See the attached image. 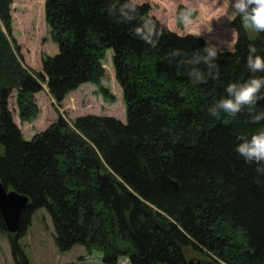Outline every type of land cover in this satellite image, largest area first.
<instances>
[{
    "label": "trees",
    "instance_id": "16d2710c",
    "mask_svg": "<svg viewBox=\"0 0 264 264\" xmlns=\"http://www.w3.org/2000/svg\"><path fill=\"white\" fill-rule=\"evenodd\" d=\"M12 1L0 0V182L29 200L17 234L6 233L0 217L13 263L30 264L19 239L33 211L45 208L59 251L79 244L99 252L103 264L120 258L187 264V252L214 263L264 264V174L235 151L238 136L258 125L247 111L220 119L208 112L229 81L252 75L248 45L264 51V32L250 36L237 16L230 23L234 51L219 49L216 58L220 77L194 83L190 69L207 74V65L191 57L209 42L169 30L147 4H138L136 19L118 23L106 10L112 0H45L58 52L36 72L23 65L10 39ZM151 21L154 32L146 42L134 26ZM108 49L125 122L58 115L24 140L8 108L12 92L20 121L29 122L39 112L35 94L42 83L56 102L85 82L97 83ZM257 103L264 110V99Z\"/></svg>",
    "mask_w": 264,
    "mask_h": 264
},
{
    "label": "rangeland",
    "instance_id": "374dc122",
    "mask_svg": "<svg viewBox=\"0 0 264 264\" xmlns=\"http://www.w3.org/2000/svg\"><path fill=\"white\" fill-rule=\"evenodd\" d=\"M137 2L147 4L150 15L179 35L191 34L201 37L225 51L234 48L236 35L230 27L233 20L229 18L232 12L230 0H137ZM189 3L196 8L194 28L204 30L200 35L186 31L177 21L179 8ZM44 4L45 0H13L10 6L12 35L10 39H13L17 45L23 65L36 72H42L44 58L52 57L58 52V46L53 41L50 28L45 21ZM248 32L250 36L255 34L251 29ZM112 56L113 51L108 49L101 60L103 75L97 83L81 84L77 89L66 94L60 102H56L46 88V84L42 83V90L35 94L39 112L29 122L20 121L15 103L16 91H13L8 99V108L23 139L31 140L35 134L44 131L55 122L58 115L64 116L68 121L79 116L94 114L112 116L125 122L126 107L122 87L115 77ZM19 244L30 264H103L99 252L89 253L79 244L69 250L59 251L54 243L52 220L45 208L33 211L30 224L25 234L20 237ZM187 257L211 261V258L192 252H187ZM0 264H14L7 234L1 231ZM117 264H129V262L127 258H120ZM217 264L225 263L218 261Z\"/></svg>",
    "mask_w": 264,
    "mask_h": 264
},
{
    "label": "clouds",
    "instance_id": "9594fccd",
    "mask_svg": "<svg viewBox=\"0 0 264 264\" xmlns=\"http://www.w3.org/2000/svg\"><path fill=\"white\" fill-rule=\"evenodd\" d=\"M232 12L230 19L240 17L245 28L255 32H264V0H230ZM108 14L115 18L118 23L130 22L137 18V0H112L107 3ZM143 18L144 14L139 13ZM196 8L189 3L179 8L177 21L182 24L186 31L200 35L204 31L202 28L196 29L195 25ZM155 21L145 22L134 26V33L146 42L152 40ZM146 29V30H145ZM154 43V41H153ZM179 50H174L176 54ZM234 51V49H233ZM218 45L207 43L202 51L193 53L191 63L198 64L203 61L207 65V74L201 68L193 67L190 75L194 77L193 82H207L208 76L213 79L220 77L218 57ZM246 67L252 74L244 81H229L225 88V95H222L209 108L208 112L217 119L224 117L235 118L241 111L250 114V120L258 127L250 135L241 133L238 136L240 141L235 145V151L248 163L255 164L258 174H264V110H257L258 100L264 99V51L255 43L248 45L246 57ZM259 183V181L257 180Z\"/></svg>",
    "mask_w": 264,
    "mask_h": 264
},
{
    "label": "water",
    "instance_id": "95a60500",
    "mask_svg": "<svg viewBox=\"0 0 264 264\" xmlns=\"http://www.w3.org/2000/svg\"><path fill=\"white\" fill-rule=\"evenodd\" d=\"M46 88L48 89L47 85ZM28 198L15 191L6 189L0 182V217L6 233L17 234L20 227L22 210L28 205ZM187 264H216L213 261L196 257L189 258Z\"/></svg>",
    "mask_w": 264,
    "mask_h": 264
}]
</instances>
